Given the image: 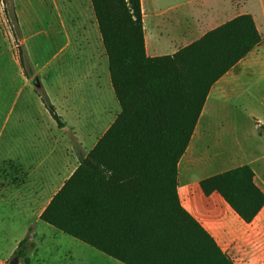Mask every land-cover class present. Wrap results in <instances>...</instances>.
I'll return each instance as SVG.
<instances>
[{"label":"trees","instance_id":"16d2710c","mask_svg":"<svg viewBox=\"0 0 264 264\" xmlns=\"http://www.w3.org/2000/svg\"><path fill=\"white\" fill-rule=\"evenodd\" d=\"M6 2L14 10V0ZM91 3L121 112L40 220L123 264H234L181 205L178 176L212 87L262 41L253 17L238 16L173 55L149 57L142 0ZM11 27L21 33L15 10ZM19 59L29 77L25 45ZM38 94L63 128L43 86ZM254 178L244 166L201 185L251 223L264 207ZM33 247L28 234L14 255L25 258Z\"/></svg>","mask_w":264,"mask_h":264},{"label":"crops","instance_id":"0c3cea01","mask_svg":"<svg viewBox=\"0 0 264 264\" xmlns=\"http://www.w3.org/2000/svg\"><path fill=\"white\" fill-rule=\"evenodd\" d=\"M37 4L46 15L47 44L55 52L52 62L48 63L49 67L54 66V78L48 76L41 86L58 114L62 117L68 110L80 113L91 109L92 104L87 102H94L96 98L100 103L106 96L116 98L91 0H40ZM142 8L149 57L173 55L241 15H251L262 35L261 43L212 87L179 163L178 195L183 208L234 264H264V207L247 223L218 191L207 194L201 185L211 177L248 166L255 174V185L264 193V0H188L158 11H154L152 0H142ZM186 9H189L188 19L183 26H175L174 21H179ZM58 35L62 37L60 41ZM154 38L158 39L157 45ZM120 110L119 105L117 111L120 113ZM42 114L46 121L55 122L50 113V117ZM56 126L60 130L57 123ZM52 137L38 131L33 139H24L32 150L54 146L50 148L51 154L58 152L60 158L57 172L62 183L51 180V185L57 181L60 185L41 208L39 219L96 145L84 146L79 142L68 151L62 147L60 138L53 143ZM47 190L50 195L54 187L48 186ZM36 200V193L29 196V208Z\"/></svg>","mask_w":264,"mask_h":264},{"label":"rangeland","instance_id":"374dc122","mask_svg":"<svg viewBox=\"0 0 264 264\" xmlns=\"http://www.w3.org/2000/svg\"><path fill=\"white\" fill-rule=\"evenodd\" d=\"M37 1L40 0H14L21 27L18 34L11 27L13 7L7 5L6 0H0V264H11L20 241L28 234L35 247L27 249L26 257L19 258V264H122L38 217L41 208L62 183L57 172L60 158L58 152L51 154L54 146L45 150L39 146L41 150H32L24 139L31 140L34 134L42 131L53 136V143L60 138L62 147L68 151L79 142L91 147L114 123L119 104L116 98L106 96L101 103L97 98L87 102L92 104L91 109L80 113L68 110L62 115L65 126L60 130L55 122L46 121L42 113L48 115L49 112L38 94L39 88L31 80L38 76L43 84L48 76L54 78V66L49 67L48 63L52 62L55 52L54 47L47 44L46 15ZM187 1L152 0V6L158 11ZM188 16L189 9H186L181 12L182 20L173 24L183 26ZM60 30L61 27L58 32ZM61 38V35L57 36L58 41ZM154 40L157 45L158 39ZM22 45L34 67L29 69V77L25 76L19 59ZM73 64L69 61L70 66ZM106 107L111 108L105 111ZM90 129L96 130L88 132ZM56 179L60 183L51 185V180ZM48 186L54 187L50 195H47ZM33 193L37 194L38 200L29 208L27 201Z\"/></svg>","mask_w":264,"mask_h":264},{"label":"water","instance_id":"95a60500","mask_svg":"<svg viewBox=\"0 0 264 264\" xmlns=\"http://www.w3.org/2000/svg\"><path fill=\"white\" fill-rule=\"evenodd\" d=\"M31 81L35 85L36 88H40L41 87V81H40V78L38 76H35ZM11 264H19V258L15 257L12 260Z\"/></svg>","mask_w":264,"mask_h":264}]
</instances>
